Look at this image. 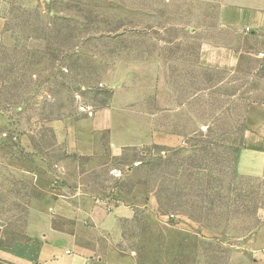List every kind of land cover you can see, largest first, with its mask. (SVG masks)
<instances>
[{
    "label": "rangeland",
    "instance_id": "1",
    "mask_svg": "<svg viewBox=\"0 0 264 264\" xmlns=\"http://www.w3.org/2000/svg\"><path fill=\"white\" fill-rule=\"evenodd\" d=\"M224 5L264 12V0H0V246L26 240L32 209L65 197L62 217L125 206L117 225L72 221L101 264H264L252 243L261 155L243 156L240 174L253 175L238 172L248 108L264 103V33L221 27ZM104 109L134 138L86 171L53 125L89 131ZM153 130L178 145H152Z\"/></svg>",
    "mask_w": 264,
    "mask_h": 264
},
{
    "label": "crops",
    "instance_id": "2",
    "mask_svg": "<svg viewBox=\"0 0 264 264\" xmlns=\"http://www.w3.org/2000/svg\"><path fill=\"white\" fill-rule=\"evenodd\" d=\"M222 6L219 12V24L224 28L241 30L249 27L252 35L264 33V12L254 9H246L243 13L237 10V6ZM248 10V11H247ZM247 17L252 23L241 24V19ZM4 22L0 19V40L3 35ZM256 32V33H255ZM233 64L237 66V55L233 58ZM112 109L97 111L91 121V129L84 131L79 128V122L75 118L59 120L53 125L57 142L63 146L68 155L73 156L78 164L86 171H93L100 167L109 166L114 159L120 158L124 149L131 144L133 134L116 130L112 119ZM247 124L244 134L243 149L238 160V172L243 167L244 154H260L264 163V103H253L247 112ZM142 141V140H140ZM140 143V142H139ZM142 143V142H141ZM179 143L175 134L153 130L151 132V144L162 147H175ZM116 173H118L116 171ZM240 175H253L245 173ZM81 195V194H77ZM136 196V195H135ZM75 198V197H74ZM77 198V197H76ZM66 199L46 198L42 209L34 208L30 212L28 238L15 242L8 246H0V264H101V259H95L93 253L81 242L80 227L73 225L75 217L90 216L97 227L103 228L105 222H114L129 216L125 206L116 207L110 212L89 203V212L81 208L73 207L62 217L59 210L69 204ZM71 205V204H70ZM58 211V212H57ZM115 213V218L111 216ZM78 216V217H79ZM65 219V225L57 218ZM73 225V226H71ZM39 234V237L37 235ZM69 245L64 251L59 250L58 243ZM254 246L264 247V227L258 229L254 235ZM258 248V247H256Z\"/></svg>",
    "mask_w": 264,
    "mask_h": 264
},
{
    "label": "built area",
    "instance_id": "3",
    "mask_svg": "<svg viewBox=\"0 0 264 264\" xmlns=\"http://www.w3.org/2000/svg\"><path fill=\"white\" fill-rule=\"evenodd\" d=\"M248 30H250V29H248Z\"/></svg>",
    "mask_w": 264,
    "mask_h": 264
},
{
    "label": "water",
    "instance_id": "4",
    "mask_svg": "<svg viewBox=\"0 0 264 264\" xmlns=\"http://www.w3.org/2000/svg\"><path fill=\"white\" fill-rule=\"evenodd\" d=\"M256 33V32H255ZM205 129V128H204Z\"/></svg>",
    "mask_w": 264,
    "mask_h": 264
}]
</instances>
